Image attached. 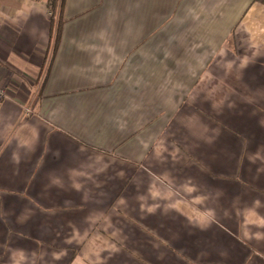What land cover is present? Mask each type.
Masks as SVG:
<instances>
[{
	"label": "crops",
	"instance_id": "1",
	"mask_svg": "<svg viewBox=\"0 0 264 264\" xmlns=\"http://www.w3.org/2000/svg\"><path fill=\"white\" fill-rule=\"evenodd\" d=\"M47 3L0 0V264H264V0H65L55 51Z\"/></svg>",
	"mask_w": 264,
	"mask_h": 264
},
{
	"label": "trees",
	"instance_id": "2",
	"mask_svg": "<svg viewBox=\"0 0 264 264\" xmlns=\"http://www.w3.org/2000/svg\"><path fill=\"white\" fill-rule=\"evenodd\" d=\"M65 0H48V11L51 13V22L53 29L52 46L53 50L57 48L61 36L62 18L61 10Z\"/></svg>",
	"mask_w": 264,
	"mask_h": 264
},
{
	"label": "built area",
	"instance_id": "3",
	"mask_svg": "<svg viewBox=\"0 0 264 264\" xmlns=\"http://www.w3.org/2000/svg\"><path fill=\"white\" fill-rule=\"evenodd\" d=\"M49 14L51 15V13L49 12ZM7 98V91L5 88H3L2 86H0V101L4 100Z\"/></svg>",
	"mask_w": 264,
	"mask_h": 264
},
{
	"label": "rangeland",
	"instance_id": "4",
	"mask_svg": "<svg viewBox=\"0 0 264 264\" xmlns=\"http://www.w3.org/2000/svg\"><path fill=\"white\" fill-rule=\"evenodd\" d=\"M41 76V75H40ZM42 77H43V74H42ZM40 79H41V77H40ZM4 88V87H3Z\"/></svg>",
	"mask_w": 264,
	"mask_h": 264
}]
</instances>
